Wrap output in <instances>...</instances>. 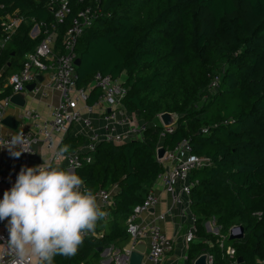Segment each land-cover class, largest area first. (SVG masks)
Listing matches in <instances>:
<instances>
[{"label": "trees", "instance_id": "1", "mask_svg": "<svg viewBox=\"0 0 264 264\" xmlns=\"http://www.w3.org/2000/svg\"><path fill=\"white\" fill-rule=\"evenodd\" d=\"M67 1L70 11L54 29L56 50L73 17L92 4ZM98 6L100 17L75 46L76 84L92 85L96 73L123 76L120 106L149 126L142 140L99 141L92 161L74 167L94 194L111 191V203L101 207L108 216L95 230L102 236H85L76 256L57 255L54 264H102L97 247L121 248L129 239L126 217L164 169L156 158L159 142L166 150L182 139L211 161L191 174L195 238L187 242L186 264L202 253L213 255L212 264L225 262L218 236L205 228L213 218L223 234L242 225L243 236L227 237L224 245L235 249L242 264H259L264 259V0H100ZM54 8L51 0H0V37L4 15L23 17L0 47V99L12 93L6 78L43 38L44 28L35 38L31 29L54 22ZM214 74L221 75L219 89L196 107ZM99 92L91 86L87 103ZM165 112L176 114L170 132L150 124ZM83 142V136L68 135L60 146L71 150Z\"/></svg>", "mask_w": 264, "mask_h": 264}, {"label": "built area", "instance_id": "2", "mask_svg": "<svg viewBox=\"0 0 264 264\" xmlns=\"http://www.w3.org/2000/svg\"><path fill=\"white\" fill-rule=\"evenodd\" d=\"M92 4L80 9L73 17L65 35L62 39L61 50H56L55 47V32L56 22H61L65 15L69 13V5L67 0H51L54 8V22L49 25L43 23L35 24L30 31V36L35 38L44 28L43 38L35 46L34 50L28 52L24 56L23 64L20 70L7 77V85L11 88L12 93L24 91L27 84L37 81L39 75L47 73L50 84L60 91V100L54 106H50V116L42 118L40 114L28 109L25 116L32 119L30 128L22 130L28 140L34 141L31 152H23L18 158L11 155L14 162L19 164V167H10L5 169L2 165V156L0 154V187L5 181H10L15 184L16 178L21 168L33 167L30 165V157L34 154L35 145L39 139L43 140L46 146L51 149L54 145V140L57 136L67 132L71 123L82 122L87 127H92L91 114L94 108L101 103L107 105L103 115L107 122L105 133L101 139L95 133L88 138L86 148L83 151L69 152L67 158L53 160L54 153L48 157L47 161H52L54 164L58 161H64L67 166L78 167L82 162L92 161V153L96 149L97 143L101 140L117 144L129 140H142L145 131L149 124L145 121L136 122L131 115L122 114L118 116L120 107V99L125 93V89L121 86L119 80L113 79L110 75H102L96 73L92 85L88 87H78L76 84L78 74L75 60L78 58L75 46L77 40L83 33L84 29L88 28L101 15L98 3L100 0H91ZM2 36L0 37V47L7 43L15 34L18 26L23 21V17L16 13L6 14L2 18ZM220 74H214L200 96L195 106L201 105L206 100L211 92H215L220 87ZM96 85L100 88V92L95 100L89 104L87 98L91 86ZM11 93V94H12ZM10 94V95H11ZM9 95V96H10ZM9 96L0 99V127L1 120L6 116V109L11 105ZM132 113V112H131ZM160 115V114H159ZM158 115V116H159ZM110 124V125H109ZM109 125V126H108ZM119 125L128 126L126 131L118 130ZM166 131H172L173 126H165ZM2 129H0V133ZM18 131V130H16ZM16 131H11L15 133ZM163 133H161V138ZM0 138L10 140V135H0ZM160 146V144H159ZM3 147V146H0ZM18 150V149H17ZM164 169L157 175L156 181H161L165 191L172 197L173 202L177 204L189 203V194L192 185L195 183L191 178V174L196 169H201L208 166L211 161L207 155H198L193 153L192 146L187 139L178 141L173 147L166 149L164 156L159 160ZM164 163L169 164L164 165ZM101 207H106L111 203V191L100 189L97 192ZM157 204L152 187L147 191L144 199L135 205L125 220V229L129 236L128 242L111 256L110 264H129L128 257L132 246L138 240L146 242L145 255L149 264H162L164 255L173 250V241L163 230L156 224H146L141 222V216L148 212ZM163 219V215L159 216ZM219 229V228H218ZM232 230L234 233H239L237 225L230 227L226 234L220 232V229L214 235H217V243L225 257L223 264H239L235 249L231 245H224V240L229 236ZM88 234L86 236H90ZM195 228L186 234L185 240L188 242L195 238ZM9 233L7 225L0 221V264H13V257L10 256L3 244L6 243ZM95 236H102L101 231L95 230ZM145 259V257H144ZM141 264H145V260ZM213 263V255L207 253V264ZM259 264H264V259L259 261Z\"/></svg>", "mask_w": 264, "mask_h": 264}, {"label": "clouds", "instance_id": "3", "mask_svg": "<svg viewBox=\"0 0 264 264\" xmlns=\"http://www.w3.org/2000/svg\"><path fill=\"white\" fill-rule=\"evenodd\" d=\"M8 135L11 139L0 138V146L12 156L33 150L35 142L22 130ZM69 151L68 145L58 147L53 160L67 158ZM107 216L78 174L44 159L41 165L21 168L15 184L0 199V221L7 220L9 233L3 245L13 264H54L57 255L71 259L85 236L95 235L97 224Z\"/></svg>", "mask_w": 264, "mask_h": 264}, {"label": "crops", "instance_id": "4", "mask_svg": "<svg viewBox=\"0 0 264 264\" xmlns=\"http://www.w3.org/2000/svg\"><path fill=\"white\" fill-rule=\"evenodd\" d=\"M122 78L123 76L121 77V79ZM6 85L7 78L4 86L6 87ZM60 94V91H58L50 84L47 73H42L41 75H39L34 89L32 91L26 90L25 106L18 107L11 104L9 107H7L5 115L10 116L12 117V119L18 121V127L16 130L30 128L32 126V119L25 116L26 110L33 109L37 111L42 118L48 117L51 113L50 106L54 107L59 102L61 97ZM105 109H107V105L105 103H101L94 108V111L91 114V128L85 126L82 122L71 123L65 134L57 136L55 138L53 148L51 149L46 146L43 140L39 139V141L35 145L34 154L30 157V165L35 167L37 165H41L43 163V159L47 161L48 157L52 155L53 151L60 146L62 140L68 135L72 137L78 135L84 137V142L82 143V145H80L76 149H71L69 152L83 151L86 148L88 138H90L93 133L97 134L101 139L107 127V122L105 121L103 115ZM122 110L127 115L130 113L129 115H131L132 118H135L136 122L142 121L138 119L133 113L123 109L121 106L119 107L118 116L122 114ZM173 123L171 125H173ZM150 124L163 125V122L160 117L157 116ZM2 127H4L1 130L3 135H6L11 131H16L10 129L5 125H3ZM117 128L120 131H126L128 126L119 125ZM159 144L161 143L159 142ZM41 152L43 153V159L40 154ZM0 154L2 156L1 163L5 169H8L10 167H19V164L12 160L11 154L6 147H0ZM54 165L64 170H71L72 172L74 170V167L67 166L66 163L62 160L56 162ZM164 165L168 166L169 164L164 163ZM12 186L13 184L10 181H5L2 184V186L0 187V199L3 198V193L7 190H10ZM152 189L155 196L157 197V204L141 216V222L146 224L156 223L163 230V232L170 239H172L173 250L164 255L162 264H186L187 241L185 240V238L186 234L190 230L194 229V219L189 209V203L185 202L182 204H177L173 202L171 195L165 191V188L161 181H155L153 183ZM95 196L97 198V203L101 206L97 193L95 194ZM160 215H163V219L159 218ZM127 242L128 241H126L125 244ZM118 250H120V248H116L113 246L108 247L105 255L100 254L103 257L102 264L110 261L111 256ZM144 260L145 264H149L146 255Z\"/></svg>", "mask_w": 264, "mask_h": 264}, {"label": "water", "instance_id": "5", "mask_svg": "<svg viewBox=\"0 0 264 264\" xmlns=\"http://www.w3.org/2000/svg\"><path fill=\"white\" fill-rule=\"evenodd\" d=\"M80 63V59L77 58L75 60V64L78 66ZM35 87V82L27 84L26 89L24 91H18V92H14L9 96V101L11 102L12 105L18 106V107H24L25 106V96H26V90L27 91H32ZM160 119L163 122V125L165 126H171V124L174 122L175 120L174 118H176V114L173 113H161L159 115ZM1 123L7 127H9L10 129L16 130L18 127V121L12 119V117L10 116H6L1 120ZM173 123V124H174ZM165 153V148L160 145L159 147H157L156 149V158L158 160L162 159ZM208 222H205V226H206V230L209 231L210 228L208 226ZM3 224L7 225V220L2 221ZM238 229H239V233H234L232 230H230L229 232V236L228 238L230 239H238L240 237L243 236L244 234V228L242 225H237ZM218 228L216 229L217 233ZM146 242L144 240H138L133 246L132 249L129 253V257H128V261L129 264H141V262L143 261L144 257H145V252H146ZM98 251H101V255H105L107 248H102V247H97ZM111 261V260H110ZM110 261H107L103 264H109ZM237 262L239 264H242L243 260L241 257L237 258ZM192 264H207V253H202L199 256H197Z\"/></svg>", "mask_w": 264, "mask_h": 264}, {"label": "rangeland", "instance_id": "6", "mask_svg": "<svg viewBox=\"0 0 264 264\" xmlns=\"http://www.w3.org/2000/svg\"><path fill=\"white\" fill-rule=\"evenodd\" d=\"M212 93H213V92H211L210 94H212ZM174 120L176 121V118H174ZM208 226H209L210 230L207 231V232H210V233H212V234H215L217 228L220 229V226H219L218 223L216 222L215 218L209 220V222H208ZM219 229H218V230H219ZM217 232H218V231H217Z\"/></svg>", "mask_w": 264, "mask_h": 264}]
</instances>
